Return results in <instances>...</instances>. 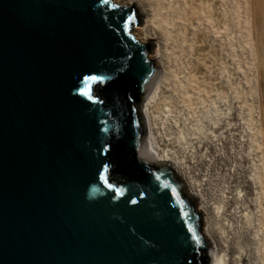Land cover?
Masks as SVG:
<instances>
[{
	"label": "water",
	"instance_id": "1",
	"mask_svg": "<svg viewBox=\"0 0 264 264\" xmlns=\"http://www.w3.org/2000/svg\"><path fill=\"white\" fill-rule=\"evenodd\" d=\"M138 24L115 0H0V264H212L195 196L144 147Z\"/></svg>",
	"mask_w": 264,
	"mask_h": 264
},
{
	"label": "rangeland",
	"instance_id": "2",
	"mask_svg": "<svg viewBox=\"0 0 264 264\" xmlns=\"http://www.w3.org/2000/svg\"><path fill=\"white\" fill-rule=\"evenodd\" d=\"M147 2L160 15V0ZM165 2L182 19L167 31L161 13L167 27L151 26L150 137L208 206L225 263L264 264V237L246 218L264 210V0ZM137 11L132 34L145 24Z\"/></svg>",
	"mask_w": 264,
	"mask_h": 264
},
{
	"label": "bare ground",
	"instance_id": "3",
	"mask_svg": "<svg viewBox=\"0 0 264 264\" xmlns=\"http://www.w3.org/2000/svg\"><path fill=\"white\" fill-rule=\"evenodd\" d=\"M115 1L117 3H127L130 5H134V6H136V8L139 9V12L141 14L146 13V19H145V24H144L143 28L141 26L137 27L135 29V33L133 32L135 38L140 42H143L146 39H154L155 38L150 33L151 26H154V24H155L154 18L156 20L160 21V24L158 25L159 29H161L162 26H164V24H165V27H167V24L169 25V27H167V31H169L172 28H175L176 26H181L180 20L182 19V16L180 15L181 17L179 16L180 17L179 18L173 12V10H170L169 5L166 4L165 0H160L159 5H157V6H159L160 15H158L154 10H151L152 9L151 4H149L148 2L145 3V0H115ZM161 13H164L165 14L164 16H166L167 19H170V22H168L166 24L165 21L161 17ZM178 21L180 23H178ZM154 57H156V56H154ZM158 87H159V85L157 86V88L152 89V92L148 96L147 100L144 102V111H145L146 118H147V124L145 125L144 147H145V150L148 152V154H150L151 156L158 158L160 160H164V161L169 162L167 160L168 155L165 154V152L159 148L157 143L150 137L151 135L149 134L150 128L148 126V122H149L150 109L147 108V105L149 104V98L153 97L156 94ZM170 164H172V163H170ZM175 170L178 174H180L177 171L176 167H175ZM183 179H184L186 185L188 186V188L190 189V191L195 196L197 205L202 209L203 219H204V222L202 224V229H203L204 233L209 237V240L211 243L212 252H213L212 264H227V263H225L224 259L220 256L221 254H220V251L218 249L217 242L215 240L214 230L211 227V225L209 224L210 222H209L208 218L206 217L207 214L209 213L208 206L204 203L203 200H201V198H200L201 196L199 197L198 193H196L195 191L193 192L192 188L190 187V185L188 184V182L186 181V179L184 177H183ZM257 207L259 210L258 214L255 215L253 218H249V216L246 215V218L249 219L248 220V223L250 225L249 227L252 229L257 228V231L260 232L261 236L259 235L258 242H262V238L264 237V210H263L262 204H258Z\"/></svg>",
	"mask_w": 264,
	"mask_h": 264
},
{
	"label": "snow or ice",
	"instance_id": "4",
	"mask_svg": "<svg viewBox=\"0 0 264 264\" xmlns=\"http://www.w3.org/2000/svg\"><path fill=\"white\" fill-rule=\"evenodd\" d=\"M107 2H108V0H104V3L105 4H107ZM116 5H113V7H115ZM129 20H131L132 19V17L131 16H129V18H128Z\"/></svg>",
	"mask_w": 264,
	"mask_h": 264
}]
</instances>
